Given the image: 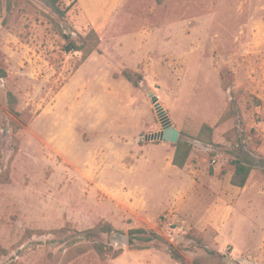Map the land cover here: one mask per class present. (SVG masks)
I'll list each match as a JSON object with an SVG mask.
<instances>
[{"label":"rangeland","instance_id":"obj_1","mask_svg":"<svg viewBox=\"0 0 264 264\" xmlns=\"http://www.w3.org/2000/svg\"><path fill=\"white\" fill-rule=\"evenodd\" d=\"M1 2L0 27L4 19L6 26L0 29V69L7 73L6 78H0L4 167L16 147L19 151L11 164V183L0 184V246L8 251L0 264H64L70 246L92 242L112 246L115 251L123 249V254L101 261L95 251H90L69 264H264V236L254 239V248L236 258L230 247L222 254H210L208 250L214 249L216 232L191 231L184 221L169 212L160 216L157 225L152 226L145 217L149 223L142 219L138 223L129 194L120 189L99 188L90 182L92 175L84 171L83 161L85 152L92 147L86 144V138L82 139L78 125L71 129L67 141L63 137L67 121L83 123L100 117L117 121L120 117L111 115L115 109L132 106L136 111L146 104L135 120L144 118L149 124V132L141 135L139 142L150 143L145 137L162 131L149 97L152 93L159 98L173 126L193 142L196 156L192 167L199 171L201 181L215 174L223 178L225 173H233L229 162L236 155L256 161L259 167L252 171L247 188L253 203L242 205L245 211L241 208L238 211L257 217L264 225V0H165L162 5L155 0H78L98 31L105 23L115 21L120 24L116 28L129 30V38L147 26L155 29L167 26L164 31L169 36L167 41L154 40L141 46L131 42L113 45L110 40L102 50L98 48L105 55L97 65L99 69L93 74L87 71L80 74L81 84L91 88L97 84L100 88L101 100L91 110L89 105L86 108L81 94L61 101L63 92L72 86L70 81L86 60H82L81 53L62 51L64 42L53 30V23L67 25V32L75 31L72 37L79 42V36L85 37L91 30L82 31L84 21L78 19V5L72 7L65 22H60L56 13L36 0ZM71 3L63 0V9ZM143 55L147 57L139 62L136 71L143 73L145 83L135 90L123 79L122 71ZM10 92L17 98L19 118L9 109ZM252 96L263 104L256 106ZM232 101L241 119L235 117L217 126ZM205 123L215 127L214 147L192 140ZM15 124L22 127L17 133L13 131ZM235 128L238 132L232 139L239 145L232 149L225 134ZM137 150L135 143L121 147L123 153ZM62 151L80 165L68 164L59 155ZM118 176L119 173L102 176L100 184L114 185ZM117 195L121 196L118 200L121 205L109 199ZM105 223L115 229L110 236L88 240L79 234ZM64 227L71 229L66 238L34 235L24 239L28 230ZM138 228L154 230L163 238L151 245L152 250L162 255L122 244L120 235L129 236L130 230ZM190 234L202 239L204 246L187 239ZM229 239L239 252L243 250L239 236ZM171 251L181 255L182 261L175 263L168 256ZM223 257L230 260L226 262Z\"/></svg>","mask_w":264,"mask_h":264},{"label":"crops","instance_id":"obj_2","mask_svg":"<svg viewBox=\"0 0 264 264\" xmlns=\"http://www.w3.org/2000/svg\"><path fill=\"white\" fill-rule=\"evenodd\" d=\"M78 14V19L84 21L81 24L82 31H98L96 25H93V22L87 19V14L79 4ZM114 17L118 19V17ZM117 25L120 24L115 21H111L109 24L105 23L97 32L101 39L100 50L110 40L113 45L131 42L138 46L154 42V40L158 42L169 40L168 32L164 31L167 26L156 29L147 26V28H141V33H135L129 38V30L126 27L122 30L118 29L116 28ZM1 28L3 27L1 26ZM100 50L92 53L74 75L70 81L72 86L68 87L66 92H63L61 101L69 100L73 96L76 97L81 94L86 108L89 105L88 110H91L92 106H95L96 102L101 100L100 96L102 95L98 94L100 88L97 84L94 88H91L87 84L80 83V74L83 71L93 74L96 69H99L97 65L105 57ZM146 57L143 55L140 61L130 64L129 67L135 71L138 70L139 62ZM132 88L135 89L133 86ZM145 107H147L146 104L142 106V108ZM133 108L130 106L124 110L122 108L115 109L111 115L119 116L120 118L117 121L102 117L87 119L83 123H76L74 120L67 121L63 133L64 140L67 141L70 132L73 131L71 129L78 125L82 133V139L86 138V144L92 147L91 150L85 152L83 161L84 171L92 175V178L89 179L90 182L99 188L120 189L124 191L125 195L129 194L131 197L129 199L130 206L133 207L132 213L135 219H138V223H141V219L149 223L145 219L148 218L152 226L157 225L160 216L169 212V215L179 217L180 220L184 221V226L189 227V229H195L203 234L215 231L217 236L212 244L214 247L212 250L217 254L224 253L226 247H230L233 248V256L238 258L249 248H254V239L257 240L260 236H264V225L260 224L257 217L241 212L245 211L241 208L242 205L249 206L253 203L250 196H248L249 180L244 189L231 185L232 172L225 173L223 178L215 174L213 178H209L205 182L201 181L199 171L192 167V162L196 156L193 151L183 169L174 166L172 161L175 148L172 144L166 142L142 144L139 142V137L148 133L150 127L144 118L138 121L135 120L136 114L141 112L142 108L135 109L136 111ZM133 143L138 147L135 153L121 152L122 146L133 145ZM216 143L214 136V144L216 145ZM113 150L117 153H114ZM67 154L66 151L59 153L68 164L74 167L80 165L77 159ZM110 173H119L114 185L103 186L100 184L102 176ZM85 182L87 183V181ZM120 197V195H117L113 198L109 197V199L115 200L116 204L121 205V202L118 201ZM229 202H232V204H229ZM240 208L241 211L239 212L238 209ZM235 235L239 236L244 243L241 252L236 248L233 240L229 239L231 236L235 237ZM226 236H229V238H226ZM144 252L162 255L161 252L152 249L144 250ZM171 259L175 262L172 257Z\"/></svg>","mask_w":264,"mask_h":264},{"label":"trees","instance_id":"obj_3","mask_svg":"<svg viewBox=\"0 0 264 264\" xmlns=\"http://www.w3.org/2000/svg\"><path fill=\"white\" fill-rule=\"evenodd\" d=\"M36 1L44 4L47 8H49L54 13H56L60 19V22L62 21L65 22L66 17L71 11L72 7L74 5L76 6L78 5V0H71L72 3L67 8L63 9L62 7L63 0H36ZM155 1L158 5H162L165 0H155ZM10 11H11V7H10V2L8 1L6 12L9 13ZM1 19H3V5L0 0V20ZM2 26H6L5 19L3 20ZM67 29H68V26L65 25L64 23L63 24L58 23V22L53 23V30L56 32L58 36L62 38L64 42L62 45V51L64 53L66 54L81 53L82 60L85 61L91 56L92 53L98 50L100 43H101V39L95 30L89 31V33L85 37L79 36L80 41L78 42L72 37V34L75 33V31H71L70 33H68ZM122 76L135 89H139L145 83V77L143 73L139 71H135L130 68L124 69L122 71ZM6 77H7V73L0 69V78L3 79ZM231 95L234 96L233 91L231 92ZM252 98L256 106L260 107L263 104V102L260 99L253 97V96ZM8 102H9V109L12 115L16 118H19L20 114L16 110L17 103H18L17 98L11 92L8 93ZM236 108H237L236 103H234V101L230 102L228 109L219 119L217 126H221L235 117H239L241 119V116L238 114ZM21 128H22L21 125L15 124L14 129H13L14 133L19 132ZM236 132H238L237 128L225 134V139L228 143H231L232 149L236 148L239 145L238 143L234 142L232 139V135H234ZM214 133H215V127L211 126L208 123H205L201 126L198 134L194 136L192 140L194 142H199L204 146L214 147L215 146ZM184 136H185L184 133L181 132V137L179 139V142L175 145H172L175 148V154H174L172 164L180 169H183L186 166L191 156V153L193 151V148H194L193 142L185 139ZM241 142L242 140L240 141V143ZM156 143H159V141ZM18 151H19V148L16 147L12 157L10 158L8 162V166L4 167L3 155H2L1 144H0V184L1 185L11 183V164L14 161V158L17 155ZM232 154H235V153L233 152ZM229 163L234 168L233 176L231 179V185L239 189H244L246 187L252 171H254L255 169L259 167L256 164V161H253L251 157H244L243 155H240V156L236 155L234 159L231 160ZM263 174H264V171H263ZM191 231H193V229H191ZM70 232H71V229H69V227H64L61 229H56V230H51V231L28 230L26 231L24 239L31 238L34 235H41V236L53 235V236L60 237V238H66L68 237V234ZM114 232H115L114 227L110 223H105V224L97 225L94 229H91L85 232H79V234L81 235L83 234L86 239L92 240L93 238H96L98 236H110ZM186 238L195 241L200 246H204L202 239H199V238L195 239V237H192L191 234L188 235ZM129 239H130V243H129L130 247L134 248L137 251L150 250L152 249L151 245L155 241H163V238L156 231L146 229V228H138V229L130 230ZM135 241H140L144 243L145 245L143 246L137 245ZM90 251H95L101 261H107L110 258L117 259L120 255L123 254V249L115 251L114 247L106 245L101 242L73 244L67 249V252L64 258L65 260L64 264H69L70 262L89 253ZM208 252L210 254H214V251L208 250ZM7 254H8V251L6 249H3L0 246V260L3 256H6ZM169 255L174 260H177L179 262L182 261L181 255H178L174 253L173 251L169 252Z\"/></svg>","mask_w":264,"mask_h":264},{"label":"water","instance_id":"obj_4","mask_svg":"<svg viewBox=\"0 0 264 264\" xmlns=\"http://www.w3.org/2000/svg\"><path fill=\"white\" fill-rule=\"evenodd\" d=\"M149 97L151 98L152 103L157 112L158 118L161 121L162 131L157 132L152 135H147V137H145L146 141H149V142L160 141V142L170 143L172 145L177 144L179 142L180 135H181L180 131L173 126L171 119L167 115L164 108L161 106L159 102V98L152 93L149 94ZM120 237L122 239V244L124 246H128L130 243L129 236L121 234ZM223 260L227 262L230 259L223 257Z\"/></svg>","mask_w":264,"mask_h":264}]
</instances>
